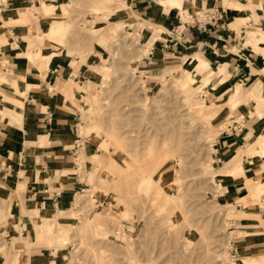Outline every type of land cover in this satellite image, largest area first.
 I'll use <instances>...</instances> for the list:
<instances>
[{
    "label": "rangeland",
    "instance_id": "1",
    "mask_svg": "<svg viewBox=\"0 0 264 264\" xmlns=\"http://www.w3.org/2000/svg\"><path fill=\"white\" fill-rule=\"evenodd\" d=\"M59 1L63 2L50 13L59 14L54 33L50 28L48 37V28L40 29L39 24L40 30L46 28L42 40L50 41L55 49L48 51L52 46L47 44L41 51L48 52L39 55L70 49L76 70L86 64L96 80L90 82L88 104L81 109L82 142L76 164L85 185L71 210L76 219L63 224L68 227L64 229L54 221H44L42 230L35 228L37 239L42 232L53 239L66 234L67 239L58 243L47 236L44 239L55 252L64 247L67 256L59 261L63 264H262L241 258L264 253V226L252 227L250 219V210L264 216V191L254 195L246 185L236 198L220 197V186H216L220 169L213 162L217 172H208L213 147L227 132L231 117L245 115L244 104L234 109L227 105L218 115V104L210 102L224 85L213 88L218 82L214 79L203 93L204 81H198L190 70L183 75L188 63L204 64L197 54L187 55L186 60L183 54H164L162 63L174 68L161 66L153 76L156 66L146 62L149 41L155 36L149 39L142 33L151 24L143 20V13L136 11L135 16L127 0ZM185 4L182 13L189 7L191 13L211 8L200 7L197 1ZM126 16L144 23L140 36L133 25H120ZM236 48L228 46L226 51ZM198 53L204 56L199 49ZM92 55L94 63L88 62ZM191 79L196 83H187ZM241 79L245 85L251 82ZM228 93L234 96L231 89ZM258 184L253 187L261 192L264 186ZM14 219L11 202L0 198L3 264V254L9 258V251L14 253L18 247L9 245V234L21 235L19 225L13 230ZM250 229L256 233L249 237ZM240 249L245 252L239 253Z\"/></svg>",
    "mask_w": 264,
    "mask_h": 264
},
{
    "label": "crops",
    "instance_id": "2",
    "mask_svg": "<svg viewBox=\"0 0 264 264\" xmlns=\"http://www.w3.org/2000/svg\"><path fill=\"white\" fill-rule=\"evenodd\" d=\"M185 1H197L200 7L216 8L221 19L212 21L205 31L193 27L191 33L186 31L185 39L176 40L170 37V33L179 21L181 9L172 6L169 0H165V4L155 0H127L126 4L132 7L135 16L136 11L143 13V20L151 24L148 32L142 33L149 39L155 36L149 41L146 62L156 66L153 76L161 66L174 68L162 63L164 54H183L184 60L189 54H197L204 64L188 63L183 75L190 70L198 81H204L203 93L214 79L218 82L213 88L224 85L210 102L218 104V115L227 105L234 109L244 104L245 115L231 117L227 132L219 138L217 147H213L208 172H217L213 162L217 164L215 168L220 169L216 173L221 175L218 176L219 182L214 181L216 186H220V197L236 198L246 185L254 195H259L264 187L258 192L253 184L260 182L264 186V177L257 180L250 177L264 174V156L259 154L264 153V93L260 88V85L264 88V52L255 51H264V0ZM185 1H180L182 12L187 6ZM62 2L0 0V198L7 197L11 202L15 216L13 230H18L17 225L21 228L20 236L9 234V245L17 244V251H9V258L1 252L6 257V264H63L59 261L67 256L64 247L55 252L44 239L47 236L50 241L58 243L65 241L67 235L62 233L53 239V235L42 232L37 239L35 228L42 230L44 221H54L60 229L67 227L63 224H72L70 220L76 217L70 215L75 213L71 210L74 203L78 204V195L84 194L80 193L85 182L76 164V154L82 142L81 109L87 106V93L92 90L90 82L94 84L96 79L88 73L86 64L76 70V64L69 56L70 49L63 52L54 50L48 56L39 55L55 49L50 41H43L42 36L46 28L48 37L52 35L51 29L53 33L56 30L59 14L50 13L55 5ZM254 15L260 18H253ZM127 23L141 35L142 21L126 16L120 25ZM39 24L40 29L46 28L40 30ZM239 25L237 30L235 27ZM47 44L52 48L42 52L41 48ZM228 46L238 48L226 51ZM198 49L208 59L199 54ZM52 53L55 57L49 62ZM61 54L66 59H62ZM88 62L94 63L93 55L89 56ZM201 65L206 69L200 71L197 67ZM241 78L251 82L245 85ZM231 81L235 83L230 86ZM238 86L244 90L242 96L236 95ZM230 89L234 96L228 93ZM239 98L249 100H237ZM250 219L253 220L252 227L264 226V216H260L257 210H250ZM45 224L46 227L51 225ZM255 231L250 229L249 237ZM242 252L244 249L239 250ZM15 258L20 261L14 263ZM241 259L264 263V253Z\"/></svg>",
    "mask_w": 264,
    "mask_h": 264
},
{
    "label": "built area",
    "instance_id": "3",
    "mask_svg": "<svg viewBox=\"0 0 264 264\" xmlns=\"http://www.w3.org/2000/svg\"><path fill=\"white\" fill-rule=\"evenodd\" d=\"M220 19L221 17L216 8H207L196 13L188 11L182 13V11L179 10V23L175 24L171 29L170 37L176 40H183L187 37L186 31L191 33L193 27L205 31L212 21L216 22Z\"/></svg>",
    "mask_w": 264,
    "mask_h": 264
},
{
    "label": "bare ground",
    "instance_id": "4",
    "mask_svg": "<svg viewBox=\"0 0 264 264\" xmlns=\"http://www.w3.org/2000/svg\"><path fill=\"white\" fill-rule=\"evenodd\" d=\"M157 3H159V4H165V0H155ZM169 2H170V4L172 5V6H175V7H178V8H180L181 10H183V7H182V5H181V2L179 1V0H169ZM100 9H95V11H96V13L99 11ZM101 13V12H100ZM98 14H99V12H98ZM28 55V54H27ZM55 57V54L54 53H52V55H51V57L49 58V62L50 61H52L53 60V58ZM54 62V61H53ZM187 83H190V84H194V83H196V81L195 80H189ZM257 90V89H256ZM244 94V90H243V88H242V86H238L237 87V90H236V95L237 96H242ZM251 95H254V94H252L251 93ZM106 168H108V170L110 169V165L108 166V167H106ZM252 264H254V263H252ZM263 264V263H262Z\"/></svg>",
    "mask_w": 264,
    "mask_h": 264
}]
</instances>
